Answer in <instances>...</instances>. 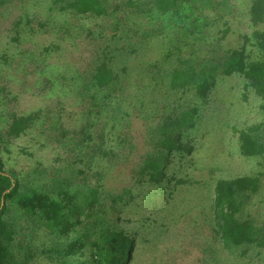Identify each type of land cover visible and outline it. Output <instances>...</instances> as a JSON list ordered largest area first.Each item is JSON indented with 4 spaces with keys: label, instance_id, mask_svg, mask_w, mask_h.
<instances>
[{
    "label": "trees",
    "instance_id": "trees-1",
    "mask_svg": "<svg viewBox=\"0 0 264 264\" xmlns=\"http://www.w3.org/2000/svg\"><path fill=\"white\" fill-rule=\"evenodd\" d=\"M246 8L249 32L224 44L231 0H0V40L17 49L0 52V264H156L170 224L201 184L188 171L197 149L219 146L231 133L240 156L262 165L264 122L231 124L237 105L257 99L264 108V0ZM73 19L92 24L79 23V35L100 42L96 58L82 68L48 63L78 31ZM43 35L55 39L34 50ZM32 64L39 94L57 99L25 114L12 86ZM69 101L82 114L77 128L69 125L76 115L67 112ZM132 118L146 126L141 150ZM27 138L38 151L65 157L47 162L22 147L17 154L34 163L12 164L13 147ZM121 164L130 181L107 188ZM202 184L211 194L198 207L201 233H208L197 264L263 250L264 215L252 206L264 172ZM157 197L158 215L141 213L136 227L126 228L123 215Z\"/></svg>",
    "mask_w": 264,
    "mask_h": 264
},
{
    "label": "rangeland",
    "instance_id": "rangeland-1",
    "mask_svg": "<svg viewBox=\"0 0 264 264\" xmlns=\"http://www.w3.org/2000/svg\"><path fill=\"white\" fill-rule=\"evenodd\" d=\"M231 1L234 5L235 13L225 16L224 21H229L231 32L228 34L227 40L224 44H235V40L240 32H249L247 19H245V12L247 10L246 7L249 6L251 0ZM207 12L210 13L212 17H216L215 11L207 9ZM72 21L74 23L71 22V27L77 28L80 32H74L72 38L60 43L62 48L61 51L53 53V55L47 59L48 63L58 65L72 64L82 68L85 66L86 62L91 60V58H96V51L100 42H91L86 39L84 35H79L81 34L80 24H87V26H92V24L90 25L86 20H81L79 22L78 20L73 19ZM224 28L223 25H219L218 27L220 30ZM54 39V35L36 37L32 43L35 45L34 50H38L41 46H48ZM29 46H31V43ZM10 48L11 47L8 46L6 39L0 40V52L5 50L7 53L17 52L16 48ZM37 71V65L32 64L29 69L26 70V75L23 76V83L18 79L14 86H12V91L15 92L14 94L18 98L16 105L20 112L25 114L52 106L57 99L56 96H50L49 94H39L41 75H39ZM229 101L230 99L228 102ZM68 103L69 104L67 105L69 107L67 106V112H76V115L71 118L69 125L77 128L83 123L82 114L79 113V108L70 106L71 101ZM222 105L223 103L220 102L213 106L214 113L220 112L223 107ZM262 106L263 104L257 99H253L249 104H243L242 106L237 105L232 112L233 119L231 120V124L247 127L264 122V108ZM224 107L228 108L227 104ZM145 131L146 126L144 121L140 118H132L131 132L135 137L136 142L139 144L140 150L142 149L141 136L145 135ZM230 134L225 136V139L219 146H215V144L212 143L206 146L205 149H197L194 153L195 167H192L188 171L190 172L191 178L200 181L201 184L191 191V202L186 203L178 210L183 212L180 219L170 224L166 241L157 249L156 264H197V260L201 256L198 247L199 240L208 233V230L203 233L204 235L201 233V224L202 221H204V213L198 207L203 203H206V200L208 201L209 199L207 198L209 195L208 193L211 194V192H207L206 189L202 190V183L205 182L210 185L215 179L219 178H233L236 176L253 175L257 172H264V161H262V165L259 166L256 160H247L241 157L236 146V138L229 137ZM30 140V138H27L16 142L13 147L15 154L10 161L12 164H19V167H22L34 163L35 160L33 158L17 154L18 150L22 147H29L32 152H35L36 159L41 157L47 162L54 160L58 153L60 156L65 157L63 152H57L53 148L38 151L39 147L33 146ZM127 172V166L124 164H121L116 169L112 170L107 176L105 182L107 188L115 189L130 181V179L127 178ZM138 202L140 203H137V209L132 210L130 214L123 215L125 220H129V223H124L126 224V228L136 227L133 221L137 220L141 213L142 216L143 214H150L153 216L158 215L157 208L161 206L163 201L160 197H157L154 204H149L148 201L142 200H139ZM252 210L256 215H264V190L255 198ZM140 248H142V245H140ZM226 257H222L223 262L226 264H264V249L252 250L247 257L238 260H235L230 256ZM138 264L144 263L139 261Z\"/></svg>",
    "mask_w": 264,
    "mask_h": 264
}]
</instances>
